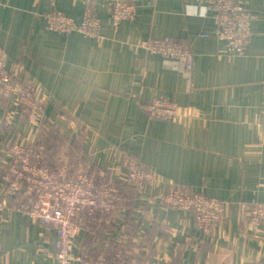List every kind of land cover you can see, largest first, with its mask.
<instances>
[{
	"label": "crops",
	"instance_id": "obj_1",
	"mask_svg": "<svg viewBox=\"0 0 264 264\" xmlns=\"http://www.w3.org/2000/svg\"><path fill=\"white\" fill-rule=\"evenodd\" d=\"M109 1L0 0L8 66L46 103L34 121L12 98H0V182L13 142L52 141L54 153L122 186L110 217L83 221L72 258L120 251L123 264H264V225L249 227L242 206L264 202V0H238L253 17L243 54L218 39L207 0H133L135 16L119 27ZM48 12L76 22L89 12L100 29L96 36L62 34L47 26ZM165 37L190 46V72L141 47ZM154 99L174 102L176 118L149 116L143 105ZM53 129L56 136L45 139ZM127 155L154 179L125 184ZM172 186L224 201L211 235L192 212L164 204ZM17 200L0 210V264H57L56 231L17 212Z\"/></svg>",
	"mask_w": 264,
	"mask_h": 264
},
{
	"label": "built area",
	"instance_id": "obj_2",
	"mask_svg": "<svg viewBox=\"0 0 264 264\" xmlns=\"http://www.w3.org/2000/svg\"><path fill=\"white\" fill-rule=\"evenodd\" d=\"M110 18L114 27L135 16L133 0H110ZM206 8L212 13L219 40L227 50L243 54L250 42L252 15L238 0H207ZM47 26L56 32L82 33L96 36L101 20L87 12L76 22L61 12L44 15ZM149 54H159L180 63L186 72L193 66V52L185 42L173 38H149L141 43ZM0 48V98H12L19 109L34 121H40L46 103L35 97L34 89L17 83L16 72L8 66V58ZM151 117L173 120L178 115L176 104L170 100L154 99L143 105ZM54 142L46 141L30 145L13 142L8 151V163L3 173L0 191V210L9 206L16 198L14 209L29 215L42 224L54 228L57 234V264H70L74 259L79 264H123L122 252H104L94 256L79 254L72 258L71 246L79 232L82 221L99 214H108L117 208L121 199L120 180L104 174L91 172L77 166L66 152H56ZM125 169V184L138 187L154 179L134 157L122 159ZM20 198V199H19ZM165 205L193 213L197 227L205 235H211L225 213L224 201L193 192L183 186H172L162 198ZM246 210L248 225L258 228L264 225V202L242 205Z\"/></svg>",
	"mask_w": 264,
	"mask_h": 264
},
{
	"label": "trees",
	"instance_id": "obj_3",
	"mask_svg": "<svg viewBox=\"0 0 264 264\" xmlns=\"http://www.w3.org/2000/svg\"><path fill=\"white\" fill-rule=\"evenodd\" d=\"M41 120V119H40ZM56 131H54V129L53 130H51L50 131V133L47 135V136H45V139H47L50 135V137H55L56 135ZM43 139V138H42ZM123 187H125V186H123ZM120 188H121V190H122V186H120ZM126 188V187H125ZM124 188V189H125ZM125 192H126V190H125ZM126 205V204H125ZM124 205V206H125ZM118 208V207H117ZM117 208H115L113 211H111L110 213H108V214H104V215H102L103 217L101 218V217H98V218H95V219H97V220H99L100 218L103 220V219H105L106 217L108 218V217H110L113 213H114V211H116L117 210ZM82 223H83V221H82ZM86 223V222H85ZM95 226V225H94Z\"/></svg>",
	"mask_w": 264,
	"mask_h": 264
},
{
	"label": "rangeland",
	"instance_id": "obj_4",
	"mask_svg": "<svg viewBox=\"0 0 264 264\" xmlns=\"http://www.w3.org/2000/svg\"><path fill=\"white\" fill-rule=\"evenodd\" d=\"M58 147H62V146H61V143L58 145ZM61 149H62V148H61Z\"/></svg>",
	"mask_w": 264,
	"mask_h": 264
}]
</instances>
